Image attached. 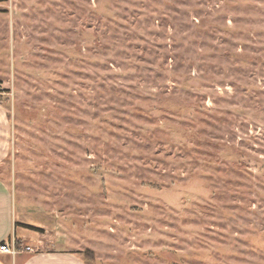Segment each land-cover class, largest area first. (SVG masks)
Listing matches in <instances>:
<instances>
[{
    "label": "rangeland",
    "instance_id": "obj_1",
    "mask_svg": "<svg viewBox=\"0 0 264 264\" xmlns=\"http://www.w3.org/2000/svg\"><path fill=\"white\" fill-rule=\"evenodd\" d=\"M14 204L89 264H264V0H0Z\"/></svg>",
    "mask_w": 264,
    "mask_h": 264
},
{
    "label": "crops",
    "instance_id": "obj_2",
    "mask_svg": "<svg viewBox=\"0 0 264 264\" xmlns=\"http://www.w3.org/2000/svg\"><path fill=\"white\" fill-rule=\"evenodd\" d=\"M12 146V125L7 110L0 106V246L16 239L23 240L26 246H35L39 242L44 245L38 232L33 230L37 221L23 214L14 204L8 171ZM43 245L37 253L21 252L16 256L0 253V264H89L78 251L62 245L45 251Z\"/></svg>",
    "mask_w": 264,
    "mask_h": 264
},
{
    "label": "built area",
    "instance_id": "obj_3",
    "mask_svg": "<svg viewBox=\"0 0 264 264\" xmlns=\"http://www.w3.org/2000/svg\"><path fill=\"white\" fill-rule=\"evenodd\" d=\"M42 245V242H39L35 246H26L25 244L18 246L16 240H13L10 243L2 244L0 246V253L10 254L12 256H16L21 252L37 253L42 248Z\"/></svg>",
    "mask_w": 264,
    "mask_h": 264
},
{
    "label": "trees",
    "instance_id": "obj_4",
    "mask_svg": "<svg viewBox=\"0 0 264 264\" xmlns=\"http://www.w3.org/2000/svg\"><path fill=\"white\" fill-rule=\"evenodd\" d=\"M16 243L18 246H21L24 242H23V240L16 239Z\"/></svg>",
    "mask_w": 264,
    "mask_h": 264
}]
</instances>
